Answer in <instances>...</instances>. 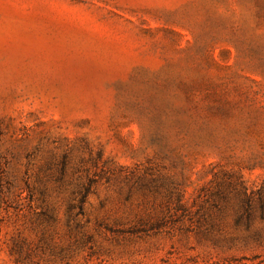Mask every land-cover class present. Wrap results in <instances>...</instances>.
Here are the masks:
<instances>
[{"label": "rangeland", "instance_id": "obj_1", "mask_svg": "<svg viewBox=\"0 0 264 264\" xmlns=\"http://www.w3.org/2000/svg\"><path fill=\"white\" fill-rule=\"evenodd\" d=\"M0 264H264V0H0Z\"/></svg>", "mask_w": 264, "mask_h": 264}, {"label": "trees", "instance_id": "obj_2", "mask_svg": "<svg viewBox=\"0 0 264 264\" xmlns=\"http://www.w3.org/2000/svg\"><path fill=\"white\" fill-rule=\"evenodd\" d=\"M238 194L239 193L232 194V198H234V195L238 197ZM229 197H230L229 194H224L220 192L219 199H218V201L220 202V205H219V202H213L212 206L217 211L221 210L225 206H229L233 210V213L235 214L236 218L239 219V217L242 214V211H246V208L243 205V202H244V199H246V196L243 193V197L238 199L237 202L233 201L234 199L231 202Z\"/></svg>", "mask_w": 264, "mask_h": 264}]
</instances>
